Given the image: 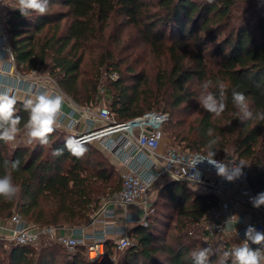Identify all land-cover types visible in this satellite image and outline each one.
<instances>
[{
    "label": "trees",
    "instance_id": "1",
    "mask_svg": "<svg viewBox=\"0 0 264 264\" xmlns=\"http://www.w3.org/2000/svg\"><path fill=\"white\" fill-rule=\"evenodd\" d=\"M117 18L124 19V28L131 27L130 40L141 41L153 54L165 58L163 75L157 76V93L144 89L148 79L143 70L135 72L131 64L122 66L119 55L130 46L123 48L119 30L110 31L99 45L101 52L91 61L92 67L81 70L83 52L79 49L98 38L99 32ZM3 25L22 74L47 68L48 76L63 93L82 106L96 107L104 96L113 122L162 111L150 110L162 105L178 108L191 97L184 84L192 79L203 83L211 80L208 90L217 96L219 83L225 85V115L237 118L233 89L246 95L254 115L264 111V0H49L45 15L33 13L24 18L18 10H5ZM103 73H118V78L100 86ZM161 89L174 95L173 102L167 101L166 95L160 98ZM17 109L23 129L28 114L22 109V101H18ZM197 122L192 136L184 133L181 138L191 149L188 151L207 154L208 141L218 137L213 146L215 157L225 148H234L240 159L248 160V182L254 196L264 192V121L254 118L240 123L234 144L215 131L213 137L207 135L212 129V114L203 113ZM56 134L57 130L43 154L38 142L32 148L15 146L9 151L8 143L0 141V176L5 174V160L20 161L19 169L12 172L20 191L12 201L0 198V215L17 208L27 222L38 226L78 229L89 224L101 195L120 189L114 166L97 144L83 143L87 152L81 158L67 149L54 158L52 150L63 149L70 135L64 130ZM163 180V189L171 193L176 204L166 225L169 232L135 225L127 233L136 242L122 250L115 262L106 256L100 264H193L191 253L204 247L215 253L210 257L215 264L220 254L231 249L227 241L221 246L214 244L205 230V213L216 205L214 195L190 192L179 180ZM178 183L177 189L174 186ZM2 241L0 264H89L80 245L66 251V247L49 240L36 250L34 244ZM105 246L108 255L112 239H107Z\"/></svg>",
    "mask_w": 264,
    "mask_h": 264
},
{
    "label": "built area",
    "instance_id": "2",
    "mask_svg": "<svg viewBox=\"0 0 264 264\" xmlns=\"http://www.w3.org/2000/svg\"><path fill=\"white\" fill-rule=\"evenodd\" d=\"M1 10L2 5H0V15ZM0 52L8 53L10 60H14L4 32L0 35ZM113 75L114 73L109 77L113 79ZM16 80L18 85L15 90L22 89L27 93L29 90H47L62 95L63 107L60 120L64 127L61 129L70 134L69 137L78 139L82 143L96 141L105 153L116 158L122 167L121 185L118 191L113 192L97 205L88 225L99 224L101 228L89 235L84 227L74 229L73 234L56 233L57 228L42 227L27 222L15 212L10 217L13 227L5 236L0 235L1 239L17 244H36L42 235H46L69 250L79 245L84 246V254L89 264H100L107 256L105 242L109 235H113V251H122L131 245L127 233L128 225L136 223L137 218L135 214L125 212L124 224L120 225L115 217V207L120 206L124 209L135 204L147 205L148 190L163 181L165 177L193 184L214 195L216 205L210 207L204 217L205 230L209 238L225 239L230 236L231 230L236 228L240 234L239 238L243 240L244 230L248 225H253L257 230L264 232V208L262 206L258 209L254 208L250 203V198L255 196L248 182V165L237 157H214L216 160L243 162L245 165L242 175L229 182L217 175L214 166L204 161L196 166L200 174L198 182H192L193 178L190 176L193 174V169L188 168V161L206 154L171 145L162 146L163 127L169 119L168 112L147 111L125 122H113L105 104L96 107L79 105L63 93L56 81L49 76L27 77L17 72ZM243 205L257 211L253 222L251 223V217L245 223L241 219L237 224L235 219L229 222L230 216L239 217V207ZM147 206L146 211H152L150 205ZM146 211L140 220L145 225L148 215Z\"/></svg>",
    "mask_w": 264,
    "mask_h": 264
},
{
    "label": "clouds",
    "instance_id": "3",
    "mask_svg": "<svg viewBox=\"0 0 264 264\" xmlns=\"http://www.w3.org/2000/svg\"><path fill=\"white\" fill-rule=\"evenodd\" d=\"M0 5L6 6L11 10H18L24 18H29L33 13L45 15L49 11V0H16L15 4H10L7 0H0ZM0 75H3V69L0 67ZM118 78L115 74L113 79ZM212 86V81L208 80L203 84L205 90L199 98V105L208 113L219 117L226 109L225 103V85L219 83V95L207 91ZM232 104L236 109V117L241 124L257 119L264 121V111L257 112L255 115L250 109L248 98L243 92L232 90ZM17 97L13 93V89H0V141L4 143L14 142L17 140L21 132L22 117L18 114ZM63 107V96L49 92L47 90L32 91L29 90L26 98L22 101V109L27 112V121L23 124L25 143L28 145L38 142L40 145H49L51 135L57 130L64 127L60 120ZM214 130L209 128L207 135L213 137ZM219 138L215 137L208 141L209 152L201 157L190 159L188 168L193 169L190 176L192 182L197 183L199 171L197 164L207 161L216 169L218 176L223 177L229 182L234 181L242 175V169L245 165L243 162H235L233 160H216L214 157L216 152L213 146L218 143ZM76 158H81L87 152L84 144L73 137H69L65 141L63 149H53L51 155L60 157L64 150ZM5 174L0 176V198L6 201L14 200L19 191V186L14 182L12 172L20 167V161L5 160L3 162ZM156 179V178H153ZM250 203L254 208L264 206V192L258 193L255 197L250 198ZM235 219L236 224L240 222V218L236 215L230 216L228 221ZM0 231L4 229L0 228ZM233 238L239 237L238 230L232 229L229 233ZM244 239L239 243H234L230 250L224 251L219 255L215 264H264V232L259 231L253 225H248L244 230ZM255 246V247H253ZM215 253L211 248L204 247L198 251L191 253L193 264H213L210 259Z\"/></svg>",
    "mask_w": 264,
    "mask_h": 264
},
{
    "label": "rangeland",
    "instance_id": "4",
    "mask_svg": "<svg viewBox=\"0 0 264 264\" xmlns=\"http://www.w3.org/2000/svg\"><path fill=\"white\" fill-rule=\"evenodd\" d=\"M8 3L10 4H15L16 0H7ZM54 8L56 9H61L64 10L62 6H55ZM4 9L7 10L9 9L8 7L4 6ZM124 21L123 18H117L115 22H110L105 29L102 32H99L98 38L96 37L95 39L90 40L86 46L82 49H79V51L83 52V62L82 66L80 67L81 70H86L90 69L92 66H90L91 61L96 58L100 52L101 49L99 48V45L108 38L109 32L113 30V32H117L121 36V42L123 45V48H127L130 46V49H124L119 55V58L124 61L122 66L125 64H131L132 66L135 67V72H139L140 70H143V74L147 77L148 83L144 87L148 90V92L151 93H157L159 88V84L157 83V76H162L163 74L161 72V69L164 68V63L165 58H159L157 55L153 54L146 45H144L141 41L138 40H130L129 38V33L132 31L131 27H123L122 22ZM64 22V21H63ZM19 70V69H18ZM19 73L20 70H19ZM24 75H27V77H34V76H41V77H48L47 73V68L43 67L40 68L37 72L33 73H23ZM118 73H116L117 75ZM168 75V74H167ZM112 80V78L109 77V75L103 73L102 76L100 77V86L103 84H107L108 81ZM129 84H132L133 81L128 80L127 81ZM203 82H199L197 80H190L185 82L184 86L189 92L191 93V97L182 102L181 105L178 108H172L168 107L165 108L164 105H162V108H155L153 107L150 110H162L166 111L169 113V122L168 124L164 127V140L162 146H174V147H179V148H184L187 150H191L189 147H186V141H183L181 138L182 136H185L184 133H187V136H192L194 133V128L198 125L197 119L201 117V115L207 111H205L202 107L199 105V98L202 94H204L205 90L203 89ZM102 90L100 89V92ZM209 91V90H207ZM102 94V92H101ZM161 96L167 97V101L173 102L174 95L170 92H165L164 89H161ZM94 104V103H92ZM105 104L108 107V104L106 103V98L102 96V101L99 103V105ZM98 105V106H99ZM98 122H96L97 124ZM239 120L235 118L234 116L230 115H225L222 113L219 117H216L213 115V122H212V129L216 133H220L224 137V141H228L230 144H234L239 135ZM62 129H57V134L61 131ZM264 133V129H263ZM262 133V134H263ZM55 135V136H56ZM112 138H114V135H112ZM25 136H24V129H21L20 134L17 137V140L14 142H9L8 143V150L10 151L13 147L15 146H26L28 148H32L35 145V142L31 145L26 144L25 142ZM92 143L97 144L96 141H92ZM98 145V144H97ZM238 146V145H237ZM47 145L42 146V152L41 154L45 153ZM103 155L107 158L110 164L114 166L115 169V178L116 182L118 181V184H121V172H122V167L120 163L116 160V158L112 157L111 154L108 153H103ZM218 156L221 158L224 157H237L238 153L234 152V148H225L222 153H219ZM244 162L247 164L248 160L242 159ZM164 180L161 181L160 183L155 184L152 186L146 195L147 199V205H150V209L152 211H146V207H148L146 204H135L128 206L123 209L121 207L120 211V219L119 221L120 225H123V215L125 212L135 214V217L137 218V222L134 224L128 225V230L127 232L129 233V230L131 227L135 225H142L143 227L150 228L154 231H163V232H169L167 230L166 225L171 222V216L172 214L175 213L176 211V204L175 201H173L170 198L171 193L166 192L163 189V184ZM183 183L186 185L187 189L190 192L193 193H210L208 190H204L198 186H195L193 184H188L183 181ZM180 184H175V188L178 189ZM111 192L108 190L105 192V194L101 195L99 197V201L97 205L102 202L105 198H107ZM18 211L17 208H14L9 214L5 215H0V223L6 222L8 223L10 221L11 214ZM148 212V215L146 216L147 220V225L142 224V215L144 212ZM117 214L118 212L115 211ZM115 214V217L117 218V215ZM26 218V217H25ZM130 226V227H129ZM73 229V228H72ZM7 233H1L0 235H6ZM131 244L135 243V239L129 235ZM1 239V238H0ZM2 242L7 244L9 241L5 239ZM51 240L49 237L46 235H42L39 241L34 244L36 250L39 248V246L42 244L43 241H49ZM211 241L214 244H217L218 246H221L222 243L224 242L223 240H220L218 238H211ZM83 247V252H85V248ZM64 250L66 251H71L67 248ZM123 254V251H113L109 250V254L107 255L106 260H110L115 262L119 257H121Z\"/></svg>",
    "mask_w": 264,
    "mask_h": 264
},
{
    "label": "crops",
    "instance_id": "5",
    "mask_svg": "<svg viewBox=\"0 0 264 264\" xmlns=\"http://www.w3.org/2000/svg\"><path fill=\"white\" fill-rule=\"evenodd\" d=\"M4 14H5V9L4 6H2V10H1V15H0V19L2 24L0 25V35L4 32V25H3V19H4ZM0 67H2L3 69V75H0V89H4V88H11L13 89V93L16 95L17 100L18 101H23L26 96H27V92L22 90V89H16L18 82L16 80V75L17 72L19 73L18 68L15 65L14 60L11 61L10 60V56L8 53H4V52H0ZM116 211L118 212L117 215V222L121 221L120 219V211H121V207L117 206L115 207ZM239 218L245 223L248 222L249 218H252L251 223L253 222V220L256 218L257 216V211L254 210L253 208L247 207V206H240L239 207ZM13 227V224L9 221L8 223L3 222L0 223V228L4 229V231H0L1 233H7L11 228ZM85 228V232L89 235L91 234L94 230L96 229H100L101 226L99 224H95V225H87L84 227ZM56 233H65V234H73L74 233V228H57ZM113 235H109L108 239H112ZM223 241H227L230 244V247H232V245L234 243H239L240 241H242V239L238 238H233L232 235H230L229 237L222 239Z\"/></svg>",
    "mask_w": 264,
    "mask_h": 264
},
{
    "label": "water",
    "instance_id": "6",
    "mask_svg": "<svg viewBox=\"0 0 264 264\" xmlns=\"http://www.w3.org/2000/svg\"><path fill=\"white\" fill-rule=\"evenodd\" d=\"M150 130V128H148Z\"/></svg>",
    "mask_w": 264,
    "mask_h": 264
}]
</instances>
